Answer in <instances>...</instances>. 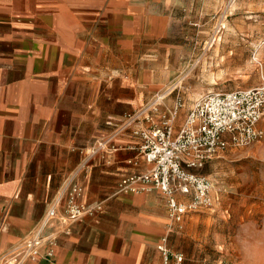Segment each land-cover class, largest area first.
I'll return each instance as SVG.
<instances>
[{
    "label": "crops",
    "instance_id": "0c3cea01",
    "mask_svg": "<svg viewBox=\"0 0 264 264\" xmlns=\"http://www.w3.org/2000/svg\"><path fill=\"white\" fill-rule=\"evenodd\" d=\"M207 1L0 0V252L30 235L91 146L164 86L160 68L196 46ZM143 124L117 135V149L93 156L77 178L79 200L102 209L68 232L53 221L25 264H161L157 244L167 233L193 264L185 242L201 214L172 228L160 191L118 192L121 178L150 167L133 133Z\"/></svg>",
    "mask_w": 264,
    "mask_h": 264
},
{
    "label": "rangeland",
    "instance_id": "374dc122",
    "mask_svg": "<svg viewBox=\"0 0 264 264\" xmlns=\"http://www.w3.org/2000/svg\"><path fill=\"white\" fill-rule=\"evenodd\" d=\"M216 26L220 31L214 41ZM201 30L196 46L181 52L177 66L160 68L166 82L149 105L156 95L173 90L158 101L155 118L178 98L182 115L210 91L264 84V0L204 2ZM261 125L264 128V118ZM197 172L212 180L214 204L188 213L201 214L189 230L195 239L185 242L192 263L214 264L223 259L264 264V137L219 152ZM184 229V225L177 228Z\"/></svg>",
    "mask_w": 264,
    "mask_h": 264
},
{
    "label": "built area",
    "instance_id": "2783aa9c",
    "mask_svg": "<svg viewBox=\"0 0 264 264\" xmlns=\"http://www.w3.org/2000/svg\"><path fill=\"white\" fill-rule=\"evenodd\" d=\"M156 99L159 97L156 95ZM157 103H149L127 119L108 136L98 139L84 160L67 176L59 194L54 197L30 235L0 252V264H25L35 260L48 237L53 221H60L68 232L71 225L88 213L102 209L79 200L83 186L77 181L91 158L115 151L117 135L130 126L144 122L133 133L140 137L139 154L150 164L148 170L121 178L118 192L160 191L167 200L170 226H181L184 216L214 204L212 180L197 172L219 152L229 147L247 146L264 137V84L246 88L210 91L197 98L177 129L175 122L182 106L181 98L158 119ZM63 205V208L61 207ZM7 228L6 215L0 216V235ZM161 264H185L183 252L173 250L169 234L158 244ZM48 255H52L49 250ZM214 264H233L219 260Z\"/></svg>",
    "mask_w": 264,
    "mask_h": 264
},
{
    "label": "bare ground",
    "instance_id": "6f19581e",
    "mask_svg": "<svg viewBox=\"0 0 264 264\" xmlns=\"http://www.w3.org/2000/svg\"><path fill=\"white\" fill-rule=\"evenodd\" d=\"M231 4H232V3H231ZM169 89H170V88H169ZM169 89H168V90H169ZM168 93H169V92H163V93L159 94V95H158L159 97L155 100V102L158 103V101H160L161 99L165 98L166 95H167ZM155 102H154V103H155Z\"/></svg>",
    "mask_w": 264,
    "mask_h": 264
}]
</instances>
